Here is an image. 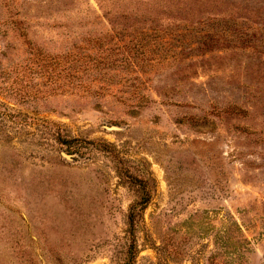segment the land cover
I'll list each match as a JSON object with an SVG mask.
<instances>
[{
	"label": "rangeland",
	"instance_id": "obj_1",
	"mask_svg": "<svg viewBox=\"0 0 264 264\" xmlns=\"http://www.w3.org/2000/svg\"><path fill=\"white\" fill-rule=\"evenodd\" d=\"M126 263L264 264V0H0V264Z\"/></svg>",
	"mask_w": 264,
	"mask_h": 264
},
{
	"label": "trees",
	"instance_id": "obj_2",
	"mask_svg": "<svg viewBox=\"0 0 264 264\" xmlns=\"http://www.w3.org/2000/svg\"><path fill=\"white\" fill-rule=\"evenodd\" d=\"M146 202V199L143 198L141 203ZM139 205V204H138ZM142 210L141 209H137V206H133L130 208L129 210V214H128V226H129V234L131 236L132 239H134V230L136 228V225L139 223V221L142 218ZM128 264V263H126Z\"/></svg>",
	"mask_w": 264,
	"mask_h": 264
},
{
	"label": "water",
	"instance_id": "obj_3",
	"mask_svg": "<svg viewBox=\"0 0 264 264\" xmlns=\"http://www.w3.org/2000/svg\"><path fill=\"white\" fill-rule=\"evenodd\" d=\"M66 159H71V157H68V156H64Z\"/></svg>",
	"mask_w": 264,
	"mask_h": 264
}]
</instances>
